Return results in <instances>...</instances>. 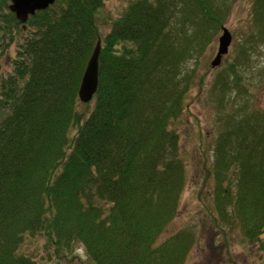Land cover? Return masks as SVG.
<instances>
[{
	"label": "trees",
	"instance_id": "obj_1",
	"mask_svg": "<svg viewBox=\"0 0 264 264\" xmlns=\"http://www.w3.org/2000/svg\"><path fill=\"white\" fill-rule=\"evenodd\" d=\"M105 1L56 0L23 23L0 0V264H64L77 243L83 264H184L194 246L191 226L161 240L187 186L176 121L190 63L227 28L232 3L130 0L104 33ZM250 6L212 85L222 124L203 169L215 228L238 227L264 254V112L240 98L243 65L264 46V0ZM99 41L98 88L82 101ZM29 237L45 240V256L19 252Z\"/></svg>",
	"mask_w": 264,
	"mask_h": 264
},
{
	"label": "rangeland",
	"instance_id": "obj_2",
	"mask_svg": "<svg viewBox=\"0 0 264 264\" xmlns=\"http://www.w3.org/2000/svg\"><path fill=\"white\" fill-rule=\"evenodd\" d=\"M129 1H105L100 13L103 17L100 25L104 33L110 27L109 22L121 14ZM230 3H232L230 14L224 24L232 32L233 41L229 46V52L223 56L219 66L212 68L211 62L219 46L217 37L213 47L203 57L190 63L189 70L192 65L194 71V84L185 100L190 106L176 121L181 135V154L187 165V186L182 194L181 208L172 224L162 234L161 240L184 226L193 227L195 242L184 264H264L262 250L250 244L238 227L235 226L230 231L226 227V234L215 228L210 219V214L214 211L211 193L213 184L211 180L205 179L206 173L203 169V149L209 150L213 145L222 124L219 119L220 112L216 110V103L213 101L212 85L216 75L225 68L227 59H232L236 55L235 47L238 40L245 35L250 19L251 0H230ZM14 46L11 51H15ZM250 58L246 61L248 63L245 62L243 65L245 69L242 71V87L245 92L240 94V98L249 112L256 110L264 112V46L255 50ZM4 65V68L9 67L6 63ZM237 101L241 102L238 95L235 102ZM233 106V109L237 107L234 104ZM45 245L43 238L29 237L22 243L19 252L40 258L47 254L44 252ZM83 248L81 243H77L73 252L67 254L62 263L83 264V261L87 260Z\"/></svg>",
	"mask_w": 264,
	"mask_h": 264
},
{
	"label": "water",
	"instance_id": "obj_3",
	"mask_svg": "<svg viewBox=\"0 0 264 264\" xmlns=\"http://www.w3.org/2000/svg\"><path fill=\"white\" fill-rule=\"evenodd\" d=\"M56 0H11L10 9L16 14V18L23 23L27 22L28 16L34 14L37 10L47 9ZM223 33L220 35L218 52L212 62L213 67L218 66L222 62V58L229 52V46L233 40L232 34L228 28L223 27ZM101 41L97 43L95 50L91 55V59L87 64L86 71L83 75L79 97L82 101H90L93 94L97 91L99 81V57L101 51Z\"/></svg>",
	"mask_w": 264,
	"mask_h": 264
}]
</instances>
